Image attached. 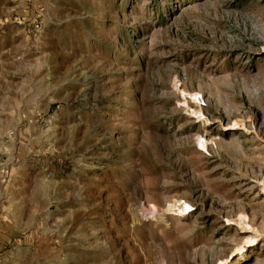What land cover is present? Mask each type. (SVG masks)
Wrapping results in <instances>:
<instances>
[{
  "label": "rangeland",
  "instance_id": "1",
  "mask_svg": "<svg viewBox=\"0 0 264 264\" xmlns=\"http://www.w3.org/2000/svg\"><path fill=\"white\" fill-rule=\"evenodd\" d=\"M0 264H264V0H0Z\"/></svg>",
  "mask_w": 264,
  "mask_h": 264
}]
</instances>
